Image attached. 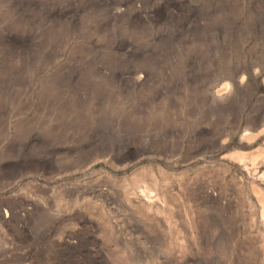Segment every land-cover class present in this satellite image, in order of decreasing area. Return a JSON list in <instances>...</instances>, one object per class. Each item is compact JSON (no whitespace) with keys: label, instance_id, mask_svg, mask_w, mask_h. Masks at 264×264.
<instances>
[{"label":"rangeland","instance_id":"rangeland-1","mask_svg":"<svg viewBox=\"0 0 264 264\" xmlns=\"http://www.w3.org/2000/svg\"><path fill=\"white\" fill-rule=\"evenodd\" d=\"M7 36L0 264H264V0H0Z\"/></svg>","mask_w":264,"mask_h":264},{"label":"bare ground","instance_id":"bare-ground-1","mask_svg":"<svg viewBox=\"0 0 264 264\" xmlns=\"http://www.w3.org/2000/svg\"><path fill=\"white\" fill-rule=\"evenodd\" d=\"M22 4V3H21ZM20 4V6H21ZM161 11L158 10L156 15L157 17H160L161 16ZM28 18V17H27ZM192 17L188 16V19L190 20ZM175 18L172 19V21L174 20ZM44 32V31H43ZM28 38V37H27ZM43 38V39H42ZM46 38V37H45ZM44 37H41L39 38V41H38V46L37 47H44L46 46V39ZM29 39V38H28ZM24 38V39H21V40H17L15 38H10L9 36L3 38L0 43H4L5 46H7L6 48H3L1 51H3V54H5L4 56H2L4 59L3 60H0V73L4 74V75H10V82H11V76L12 75V72L9 70L8 68V65L10 63V61L16 59L17 58H20L21 56H24L26 57V55L28 54V52L31 50L32 46H31V43L30 41ZM31 39V38H30ZM42 39V40H41ZM36 44V45H37ZM34 50V49H32ZM37 50V49H36ZM39 50V49H38ZM37 50V51H38ZM23 58V57H22ZM12 70V69H11ZM22 71V70H20ZM16 73V72H15ZM7 77V76H6ZM6 77H3V79H5ZM23 77V75H22ZM142 77V76H141ZM13 81V80H12ZM6 84H7V81H4Z\"/></svg>","mask_w":264,"mask_h":264},{"label":"crops","instance_id":"crops-1","mask_svg":"<svg viewBox=\"0 0 264 264\" xmlns=\"http://www.w3.org/2000/svg\"><path fill=\"white\" fill-rule=\"evenodd\" d=\"M262 76H263V80H264V70H261Z\"/></svg>","mask_w":264,"mask_h":264}]
</instances>
